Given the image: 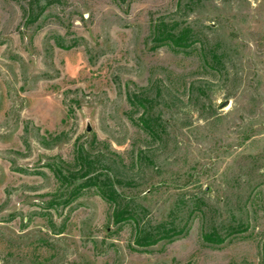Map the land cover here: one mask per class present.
Masks as SVG:
<instances>
[{
    "label": "rangeland",
    "instance_id": "obj_1",
    "mask_svg": "<svg viewBox=\"0 0 264 264\" xmlns=\"http://www.w3.org/2000/svg\"><path fill=\"white\" fill-rule=\"evenodd\" d=\"M0 264H264V0H0Z\"/></svg>",
    "mask_w": 264,
    "mask_h": 264
},
{
    "label": "trees",
    "instance_id": "obj_2",
    "mask_svg": "<svg viewBox=\"0 0 264 264\" xmlns=\"http://www.w3.org/2000/svg\"><path fill=\"white\" fill-rule=\"evenodd\" d=\"M176 29L177 28L174 25H169L166 22H160L159 24H156L154 29L155 39L160 43L174 44L179 47L188 46L193 40V29L191 27H185L178 31ZM143 123L147 128H150L151 130L153 129L151 120L145 118ZM83 159L85 160H83L82 169L85 170L83 174L85 175L86 173H89L88 167L91 161L89 157H85ZM88 180L100 188L102 194L108 199V201L118 204L119 207L115 210L116 220L119 221L123 218L133 216V211L128 205L122 206V202L120 200L121 195L114 187V184L110 178H105L102 180L100 179L99 175H95L89 176ZM169 235L170 234L167 229L158 228L156 231L139 233L137 242L141 245H150L162 238L168 237ZM206 237L207 239H211L213 234L208 233Z\"/></svg>",
    "mask_w": 264,
    "mask_h": 264
},
{
    "label": "water",
    "instance_id": "obj_3",
    "mask_svg": "<svg viewBox=\"0 0 264 264\" xmlns=\"http://www.w3.org/2000/svg\"><path fill=\"white\" fill-rule=\"evenodd\" d=\"M226 104V103H225ZM224 105V104H223ZM89 130H90V126H89V128H88Z\"/></svg>",
    "mask_w": 264,
    "mask_h": 264
}]
</instances>
